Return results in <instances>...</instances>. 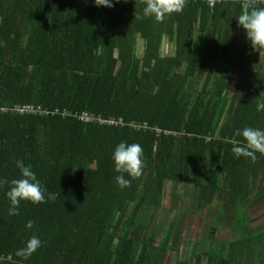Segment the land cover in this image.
Returning a JSON list of instances; mask_svg holds the SVG:
<instances>
[{
    "label": "trees",
    "instance_id": "trees-1",
    "mask_svg": "<svg viewBox=\"0 0 264 264\" xmlns=\"http://www.w3.org/2000/svg\"><path fill=\"white\" fill-rule=\"evenodd\" d=\"M145 4L0 0V177H18L15 161L23 159L55 196L23 201L8 216V186L0 188V264H168L169 251V264H264V210L254 223L244 217L264 197V156L252 162L231 152L242 140L237 129L264 128V71L245 66L226 96L235 38L248 41L235 16L246 9L187 0L156 22L136 18ZM83 110L122 121L86 122L74 115ZM121 140L141 144L145 161L124 189L111 158ZM179 184L196 191L198 211L213 199L220 205L207 246L187 255H178L175 218H159ZM218 223L229 226V241L214 242ZM32 235L41 247L17 257Z\"/></svg>",
    "mask_w": 264,
    "mask_h": 264
},
{
    "label": "clouds",
    "instance_id": "clouds-1",
    "mask_svg": "<svg viewBox=\"0 0 264 264\" xmlns=\"http://www.w3.org/2000/svg\"><path fill=\"white\" fill-rule=\"evenodd\" d=\"M93 3L96 6H113V0H93ZM186 3L187 0H146L145 6L140 13H137L136 18H153L156 22H163L172 13L183 11ZM235 17L253 50L259 51L264 48V7H256L250 3L245 11ZM236 135L242 137V140L237 141L231 148V152L236 158L247 157L255 162L258 159L257 153L264 156V128L245 126L237 129ZM111 158L113 171L116 173L114 179L119 188L129 187L132 180L143 174L145 161L141 144L121 140L114 146ZM15 167L19 170L18 177L12 179L0 177V188L8 186L5 192L9 201L8 216L19 215L20 205L23 201L39 204L55 198L54 194L47 193L36 172L31 169L29 164H25L23 159H17ZM32 226L33 221L27 220L25 228L30 229ZM41 245V239L32 235L23 242L22 247L16 249L15 255L26 260Z\"/></svg>",
    "mask_w": 264,
    "mask_h": 264
},
{
    "label": "rangeland",
    "instance_id": "rangeland-1",
    "mask_svg": "<svg viewBox=\"0 0 264 264\" xmlns=\"http://www.w3.org/2000/svg\"><path fill=\"white\" fill-rule=\"evenodd\" d=\"M240 42V40L238 41ZM238 43L236 50L234 52V63L236 64L235 69H232L233 79L231 80V84L227 90L226 96L230 94L235 88L237 81L241 78V74L243 69L241 68V48ZM142 43L138 41V50H141ZM167 46H163V53L167 51ZM261 51L263 48L260 49ZM255 56H261L264 58V54H259L258 50H255ZM261 53H264L262 51ZM263 69L264 66H261ZM181 184L177 185L176 190L173 191V194H168L163 201V206L159 214V218H161L164 224L168 223L172 218H175L176 224L179 225V229L181 232L179 246L180 251L179 254H189L192 253L193 248L196 250L203 249L207 246L208 243V234L211 227V219L213 218L211 215L214 214V209L219 208V202L216 199H213L211 203L206 205L201 211L197 209V201H196V191L193 189H186ZM263 200L258 203L248 206L244 209V217L251 220L253 223L256 221L257 215L264 210V197ZM247 224V222H245ZM234 226V225H233ZM216 231L214 233V242L215 243H223L230 240L232 236L230 232L229 226H221V223H218L216 226ZM160 236V231H158V236ZM175 258V252L169 251L167 254L168 264L172 263ZM192 264V263H191ZM204 264V260L202 261Z\"/></svg>",
    "mask_w": 264,
    "mask_h": 264
},
{
    "label": "built area",
    "instance_id": "built-area-1",
    "mask_svg": "<svg viewBox=\"0 0 264 264\" xmlns=\"http://www.w3.org/2000/svg\"><path fill=\"white\" fill-rule=\"evenodd\" d=\"M205 1L207 2V4L209 6H210V4H211V6H213L216 2H219L220 0H205ZM231 1L241 2L244 9L248 8L250 3L253 5L264 4V0H231ZM13 109L17 112H20V113L27 111V112H37L38 114H55L58 112L57 108L56 109H49V108L43 109V108H41V106L33 107V106H25V105H22V106L15 105L13 107ZM0 110L4 111L5 108L0 107ZM63 113H66V112H63ZM74 115L77 116L80 120H83L86 122H91V121L97 120L100 123L117 124V123L122 121L121 118H118L117 120H115V119H107V118L101 117L100 115L95 116L86 110L85 111L83 110V111L78 112V113L75 112ZM131 124H134V122H131ZM152 127L157 134L161 133V131L163 133H165L166 135L176 134V132L174 133V131H171V130H161L158 126H152Z\"/></svg>",
    "mask_w": 264,
    "mask_h": 264
},
{
    "label": "crops",
    "instance_id": "crops-1",
    "mask_svg": "<svg viewBox=\"0 0 264 264\" xmlns=\"http://www.w3.org/2000/svg\"><path fill=\"white\" fill-rule=\"evenodd\" d=\"M244 8V7H243ZM247 9V8H246ZM240 39V42H236L234 44L233 47V69H235L236 64L234 63V52L236 50L238 43L240 44V48H241V53H242V57H241V68L244 69L245 66H247L248 68H256V69H261L264 71V68L262 69L261 66H264V58L261 56H255V50H253L251 44L249 41H245V39H243V35L241 33H239V35L235 38V39ZM264 51V48L263 50ZM261 50L258 51L259 54H264L261 53ZM231 74L233 75V73L231 72ZM240 79V78H239Z\"/></svg>",
    "mask_w": 264,
    "mask_h": 264
}]
</instances>
